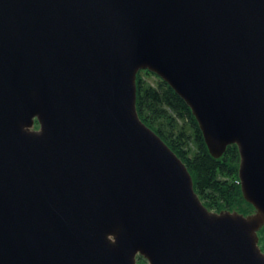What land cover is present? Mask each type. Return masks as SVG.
<instances>
[{
    "label": "water",
    "instance_id": "obj_1",
    "mask_svg": "<svg viewBox=\"0 0 264 264\" xmlns=\"http://www.w3.org/2000/svg\"><path fill=\"white\" fill-rule=\"evenodd\" d=\"M143 69L236 144L252 213L201 201ZM263 226L264 0H0V264H264Z\"/></svg>",
    "mask_w": 264,
    "mask_h": 264
},
{
    "label": "trees",
    "instance_id": "obj_2",
    "mask_svg": "<svg viewBox=\"0 0 264 264\" xmlns=\"http://www.w3.org/2000/svg\"><path fill=\"white\" fill-rule=\"evenodd\" d=\"M156 78L151 81L149 77ZM136 105L140 119L161 135L162 140L180 156L188 171L193 175V186L201 201L216 212L235 209L250 214L254 206L243 198L239 184V155L235 143L227 146L221 157L209 154L203 133L189 104L184 102L169 82L147 69L136 76ZM264 228L260 233H263ZM144 264L145 258L137 256Z\"/></svg>",
    "mask_w": 264,
    "mask_h": 264
},
{
    "label": "rangeland",
    "instance_id": "obj_3",
    "mask_svg": "<svg viewBox=\"0 0 264 264\" xmlns=\"http://www.w3.org/2000/svg\"><path fill=\"white\" fill-rule=\"evenodd\" d=\"M155 78H156L155 76H154V77H153V76L149 77V79H150L151 81H153V79H155ZM37 128H38V124L35 123V125H34V129H37ZM235 210H236V209H235ZM237 212H238V211H237ZM262 228H264V226H263ZM262 228L258 229L257 234L259 235V238H258V245L261 246L260 249L264 252V231H263V233H260ZM145 262H146V263H144V264H149L146 260H145Z\"/></svg>",
    "mask_w": 264,
    "mask_h": 264
}]
</instances>
